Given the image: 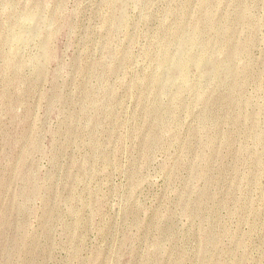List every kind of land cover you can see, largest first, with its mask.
<instances>
[{"label": "rangeland", "instance_id": "374dc122", "mask_svg": "<svg viewBox=\"0 0 264 264\" xmlns=\"http://www.w3.org/2000/svg\"><path fill=\"white\" fill-rule=\"evenodd\" d=\"M258 134L264 0H0V264H264Z\"/></svg>", "mask_w": 264, "mask_h": 264}, {"label": "bare ground", "instance_id": "6f19581e", "mask_svg": "<svg viewBox=\"0 0 264 264\" xmlns=\"http://www.w3.org/2000/svg\"><path fill=\"white\" fill-rule=\"evenodd\" d=\"M35 18V17H34ZM30 21V20H29ZM25 40H22V43H24ZM225 43L224 40H220L218 41V45L219 46H223ZM197 44V41H192L189 47H184L181 49H178L174 52L172 51H166L165 52V59L161 58L159 60V67H166L168 64V67H171L172 69L176 70L179 72L180 74V80L178 82V85L182 88H186L188 85V80H189V67L191 64H193V59H196L194 67L197 69H202L203 65H204V58L202 56H200V58H195L191 55V49L193 46H195ZM226 62H221L218 65H215L212 67V72H209L207 74L213 75L216 78L218 77V73L221 69V67L223 65H225ZM156 79L153 80V86L156 88L157 92L159 94H165L167 93L174 85L175 82L173 83L171 80H169L167 77L165 76H157L155 77ZM175 100V99H173ZM172 100V101H173ZM243 102V101H241ZM243 103H238L237 107L241 108ZM165 117L161 116L160 121H164ZM256 139L258 141H263L264 140V134H258L256 135Z\"/></svg>", "mask_w": 264, "mask_h": 264}]
</instances>
